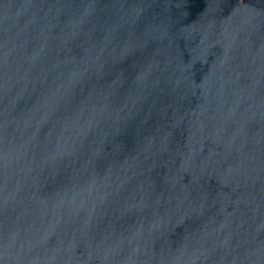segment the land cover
<instances>
[{"label":"water","instance_id":"water-1","mask_svg":"<svg viewBox=\"0 0 264 264\" xmlns=\"http://www.w3.org/2000/svg\"><path fill=\"white\" fill-rule=\"evenodd\" d=\"M0 264H264V0H0Z\"/></svg>","mask_w":264,"mask_h":264}]
</instances>
